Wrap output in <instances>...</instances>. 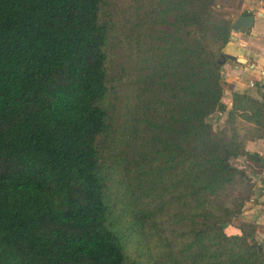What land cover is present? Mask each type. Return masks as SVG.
I'll return each instance as SVG.
<instances>
[{"label": "trees", "instance_id": "1", "mask_svg": "<svg viewBox=\"0 0 264 264\" xmlns=\"http://www.w3.org/2000/svg\"><path fill=\"white\" fill-rule=\"evenodd\" d=\"M215 3L0 0V264H127L112 182L149 264H264L255 224L233 223L255 192L239 159L264 166L245 147L264 86L220 100Z\"/></svg>", "mask_w": 264, "mask_h": 264}, {"label": "crops", "instance_id": "2", "mask_svg": "<svg viewBox=\"0 0 264 264\" xmlns=\"http://www.w3.org/2000/svg\"><path fill=\"white\" fill-rule=\"evenodd\" d=\"M230 4L235 12L230 16L232 23L240 15H251L254 20L250 28L232 31L230 40L222 48L225 55L233 56V59L227 57L223 64L224 81L231 96L236 92H251L250 87L253 89L251 93L255 94L258 82L264 86V0H231ZM239 57L245 62L237 61ZM251 81L253 86H250ZM229 102L227 108L232 105V97ZM245 147L264 158L263 139L248 140ZM240 162L253 170L255 183L254 195L246 202L242 218L255 224V239L264 245V166L245 159Z\"/></svg>", "mask_w": 264, "mask_h": 264}, {"label": "rangeland", "instance_id": "3", "mask_svg": "<svg viewBox=\"0 0 264 264\" xmlns=\"http://www.w3.org/2000/svg\"><path fill=\"white\" fill-rule=\"evenodd\" d=\"M231 0H216L215 6H214V13L216 15V18L218 20L217 23H215L214 25H212V32L213 35H215V41H214V46H218L221 44V31L219 29V27L221 25H223V20L227 19L230 21V26L232 24V17H230L231 15L234 16V11L232 10V5L230 4ZM223 19V20H222ZM231 34H232V29H231ZM224 52L221 51L219 53V58L221 57L223 59L224 57ZM225 58V62H226ZM223 69V66H222ZM222 76H223V72H222ZM223 81H222V96L220 98V100L225 104V106L227 107L228 104H230L229 100L231 99V93L229 92V89L227 87V83L224 81V77ZM251 92H253V89L250 87L249 88ZM122 106V105H121ZM120 106V107H121ZM127 107V104H124V108ZM131 110H134V106H132L131 104ZM123 108V110H124ZM120 110V108H119ZM128 112V111H127ZM216 113V114H215ZM219 111L218 110H214L211 114H209V116L207 117V122L212 123L213 129L215 131H219L220 130V126L225 122V114L221 113V115H219ZM236 125H237V129L239 132V135H250V131H251V126L246 122V120L238 118L236 121ZM160 131V132H159ZM158 131V134L162 133L163 129L161 128ZM228 133H230V130H227ZM160 135H157L156 137H159ZM166 137H170L171 135H165ZM245 159L244 157H241L239 159V162ZM233 162H236L234 160H232ZM112 184L114 185V188L112 190V194H111V204H112V209H113V220H114V224L116 225V227L120 230V236L122 237L123 242L126 245V252L129 254L128 257V263L127 264H149V261L151 260V258L153 259L154 255V248H152L150 245L155 244V242H150L146 243H139L136 239V237L133 234H129L127 230V225L129 226V217L122 215L121 214V203H120V198L117 197L116 192L117 190L115 189V184L112 182ZM234 188L236 190V193L240 196V197H246L248 196L249 192V188H248V183L245 181L244 178H237ZM254 195V194H253ZM250 196V198L246 201H250V199L253 197ZM245 202V204H246ZM244 211V210H243ZM243 213V212H242ZM243 219L242 218V214L240 216V218L235 219L233 223H235L237 225V223L239 222V220ZM248 221V220H246ZM126 229V230H125Z\"/></svg>", "mask_w": 264, "mask_h": 264}, {"label": "water", "instance_id": "4", "mask_svg": "<svg viewBox=\"0 0 264 264\" xmlns=\"http://www.w3.org/2000/svg\"><path fill=\"white\" fill-rule=\"evenodd\" d=\"M253 17L251 15H240L236 18V20L231 24V29L233 32H237L240 29H248L253 24ZM226 57L233 59L232 55H226ZM223 60H225V57H223ZM237 61L239 62H245L244 58H237Z\"/></svg>", "mask_w": 264, "mask_h": 264}, {"label": "built area", "instance_id": "5", "mask_svg": "<svg viewBox=\"0 0 264 264\" xmlns=\"http://www.w3.org/2000/svg\"><path fill=\"white\" fill-rule=\"evenodd\" d=\"M253 85H254V82L251 81V82H250V86H253Z\"/></svg>", "mask_w": 264, "mask_h": 264}]
</instances>
